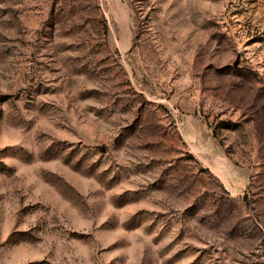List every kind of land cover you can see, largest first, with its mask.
Segmentation results:
<instances>
[{"label":"rangeland","instance_id":"374dc122","mask_svg":"<svg viewBox=\"0 0 264 264\" xmlns=\"http://www.w3.org/2000/svg\"><path fill=\"white\" fill-rule=\"evenodd\" d=\"M0 264H264V0H0Z\"/></svg>","mask_w":264,"mask_h":264},{"label":"water","instance_id":"95a60500","mask_svg":"<svg viewBox=\"0 0 264 264\" xmlns=\"http://www.w3.org/2000/svg\"><path fill=\"white\" fill-rule=\"evenodd\" d=\"M101 150H104V148H103V147H101Z\"/></svg>","mask_w":264,"mask_h":264}]
</instances>
